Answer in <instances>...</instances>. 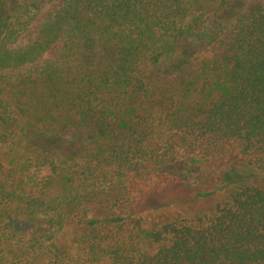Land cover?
Instances as JSON below:
<instances>
[{
	"label": "trees",
	"instance_id": "16d2710c",
	"mask_svg": "<svg viewBox=\"0 0 264 264\" xmlns=\"http://www.w3.org/2000/svg\"><path fill=\"white\" fill-rule=\"evenodd\" d=\"M45 3L0 0V142L19 111L84 142L0 164V264H264V189L146 234L132 208L231 162L264 167V0ZM65 223L81 227L73 253Z\"/></svg>",
	"mask_w": 264,
	"mask_h": 264
},
{
	"label": "rangeland",
	"instance_id": "374dc122",
	"mask_svg": "<svg viewBox=\"0 0 264 264\" xmlns=\"http://www.w3.org/2000/svg\"><path fill=\"white\" fill-rule=\"evenodd\" d=\"M43 11L56 4L57 0H45ZM252 5L247 1L241 6V11ZM216 47L191 49L192 56L197 54L205 60L215 55ZM51 55V52L48 53ZM170 63H163L164 69ZM19 127L16 143L10 146L0 142V164L9 166L21 160L27 153L49 149L55 152H75L81 148L84 139L82 136L68 132L57 137L46 136L36 120L22 111L18 112ZM75 136V137H74ZM237 184H250L264 189V167L256 168L243 162H231L222 170L220 180L204 178L196 183L185 181L168 182L158 188H153L133 204L134 213L141 217L144 233L159 227L166 221L180 219H195L198 216L210 217L217 203H222L228 197L230 190ZM93 215H96L95 213ZM80 226L65 223L58 234V244L70 245V251H75V242L80 234Z\"/></svg>",
	"mask_w": 264,
	"mask_h": 264
}]
</instances>
